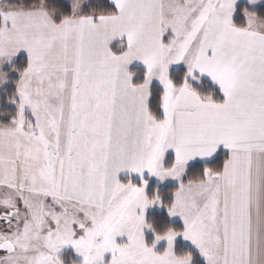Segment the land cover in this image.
Instances as JSON below:
<instances>
[{
  "label": "snow or ice",
  "instance_id": "obj_1",
  "mask_svg": "<svg viewBox=\"0 0 264 264\" xmlns=\"http://www.w3.org/2000/svg\"><path fill=\"white\" fill-rule=\"evenodd\" d=\"M0 264H264V0H0Z\"/></svg>",
  "mask_w": 264,
  "mask_h": 264
}]
</instances>
